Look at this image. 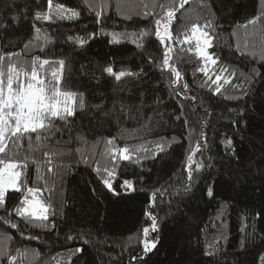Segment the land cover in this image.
Here are the masks:
<instances>
[{
	"label": "trees",
	"instance_id": "obj_1",
	"mask_svg": "<svg viewBox=\"0 0 264 264\" xmlns=\"http://www.w3.org/2000/svg\"><path fill=\"white\" fill-rule=\"evenodd\" d=\"M209 2L210 8L205 9L201 0H189L170 25L174 37L170 63L181 71L182 83L189 85L185 99L184 95L173 92L175 88L182 93V83L171 85L172 74L161 67L165 47L154 34L155 19L164 11L159 5H168L171 0H106L107 15L101 25L95 23L94 14L85 8L82 0H53L54 5L63 4L81 13L75 21L53 22L33 18L36 11L47 9V0H0V18L18 17L7 31H0V51L23 53L24 45L30 40L42 44L43 41L34 40L32 25L35 23L55 42L45 52L29 48L23 58L30 59L31 55L65 58L63 87L84 92L88 104L67 122L56 121L63 135L57 133L49 143L65 151L71 149V154L53 157V172L47 171L44 149L31 154L40 162L47 184L36 180V165L31 163L26 173L28 184L51 189L43 192V196L50 199L56 211V215L50 217L55 221V229L26 228L14 213L9 219L19 225L18 229H11L0 221V232L10 237L7 247L11 255H15L17 249L38 252L39 255H34L29 251L23 264H57V261L67 264L68 248L75 247H83L84 251L72 257V264H137L131 257L139 256L142 246L135 240L129 242L128 237L151 223L144 213L154 192L156 207L149 210L158 215L161 241L143 264H260V257L264 255V80L249 85L240 73H247L255 64L264 74V64L256 63L259 39L250 38L249 47L243 49L244 30L240 29L237 35L233 33L249 19L264 14V0ZM178 3L176 0L172 6L177 7ZM143 4L149 5L147 11L153 15H136L145 10ZM153 4L155 8L151 7ZM125 15L133 18L124 19ZM208 19H214L219 25L215 29L214 47L209 49L219 58L216 67L235 70L237 75L232 83L242 84L239 89L226 85L227 91L214 95L208 86L202 87L206 78L197 71L201 61L194 51H188L193 45L176 42L177 38L182 40L184 34L190 35L192 24H203ZM100 27L107 32L150 29L152 34L143 39L144 47H138L131 38L109 43L110 37L100 34L83 48L67 42L70 35L87 36L98 33ZM108 66L116 73L126 71L135 75L116 81L103 72ZM245 91L249 95H243ZM193 96L196 100L191 99ZM120 102L124 105L123 112ZM100 104L104 105V112L114 110V114L104 117L95 112L93 106ZM181 104L184 115L178 120ZM240 109L247 112L244 120L239 119ZM126 113L134 118H127ZM203 121L208 122L203 128L208 144L202 146V154L196 153L194 160L213 165L207 170L216 181L212 198L202 192L206 187L203 181L196 184L192 194L183 191L187 179L186 156L190 146L194 148L199 139ZM122 129L126 130L122 133L123 139L120 138ZM77 133L82 134L87 143L77 141ZM114 136L118 147L142 144L154 150L157 142L166 147L155 157L141 153L147 158L139 163L135 158L129 161L118 158L112 181L114 192H111L93 170L97 162L102 167L105 165L100 155L103 142L95 148V156L92 151L97 138ZM70 137L71 143L65 144ZM226 138L232 139V150L223 144ZM56 141L60 144L56 145ZM77 148L89 157V163L81 161ZM25 154H30L26 143L21 157ZM124 180H131L135 191L121 187ZM157 189L160 191L156 192ZM22 195L23 191L9 192L6 208L11 210L18 205ZM2 216H6L4 209H0ZM220 233L226 239L218 241L217 252L206 255L209 242ZM68 235L81 239L67 242ZM84 240L89 243L84 244Z\"/></svg>",
	"mask_w": 264,
	"mask_h": 264
},
{
	"label": "snow or ice",
	"instance_id": "obj_2",
	"mask_svg": "<svg viewBox=\"0 0 264 264\" xmlns=\"http://www.w3.org/2000/svg\"><path fill=\"white\" fill-rule=\"evenodd\" d=\"M188 3L189 0H179L178 6L173 7L172 5L176 4V0H171V3L168 5H159L161 9H164L163 15L157 14L158 18L155 19V37L165 47L161 67L172 74L171 85H180L183 82V75L174 63H170L173 51L171 42L174 39L170 25L176 13L184 9ZM201 3L205 9L211 6L209 0H201ZM82 4L90 13L94 14L97 25L103 24L107 15L105 11L108 7L106 0H82ZM47 5L46 10L36 11L33 14L35 21H75L81 15L77 9L68 8L66 5L59 3L54 5L53 0H47ZM151 7L155 8L156 5L153 4ZM148 8V4H143V9L145 10L142 13H136V15H143L145 17L153 15L152 12L147 11ZM8 11L11 12L13 9L10 7ZM132 18L131 15L124 16V19L128 20ZM17 19L18 17L16 16L0 18V31H7L13 21ZM249 25L252 26L251 30H249ZM218 26L214 19H208L203 24L194 23L191 25L190 35L184 34L182 40L177 38L176 41L182 45H193L194 43V48L189 47L188 51H194L201 61V66L197 71L203 73L206 78L204 84L201 86H208L214 95L227 91L226 85H232L234 89L242 87V84L232 83L233 78L237 75L236 71H229L227 67H219L217 69L216 66L219 64V58L209 51V49L214 47V41L217 39L215 29ZM32 27L34 30V40L43 41L42 44L33 43L30 40L24 45L23 53H4L0 51V209H4L6 212V216L0 217V221L8 224L11 229H18L19 225L9 219L14 213L16 217L22 219L26 228L40 227L41 229L51 231L55 229L56 224L54 220H50V217H54L56 211L50 199L46 200L43 196V192L51 191V189L48 187L42 189L41 187L29 186L26 173L30 163L36 165V180H44L45 184H47V180L40 168V162L31 154H34L37 150L44 149L43 155L47 158L45 160L47 171L49 173L53 172V157H63L64 155L71 154V149L65 151L64 148L56 147L49 143L57 133L63 135L62 129L56 127V121L67 122L69 118L77 114V111L85 110L88 104L84 92L63 87L65 58L49 59L43 58L41 55H31L30 59L23 58V55L27 54L29 48H38L40 52H45L47 47L55 42L46 32H42L41 28L37 27L35 23H33ZM240 29L244 30L243 49L249 47L250 38L252 40L259 39V59L256 63L264 64V14L249 19L246 24L240 25L233 34L237 35ZM97 34L109 36V43H121L122 40L131 38L132 42L136 43L138 47H144L143 39L152 33L150 29H140L133 32H107L104 27H100L98 33H89L87 36L70 35L67 38V42H70L73 47L83 48L91 40L95 39ZM253 55L255 56L256 53L254 52ZM103 72L108 76L114 77L116 81H121L126 76L135 75L132 72L126 71L116 73L112 66L104 68ZM213 76H215V79H213ZM240 76L244 77V80L249 85L264 80V74L261 73L260 68L255 64L247 73L241 72ZM182 88V93L177 92L175 88H173V92L176 95H184L185 99H187L189 85L182 83ZM243 95H249V93L245 91ZM232 98L239 99V97ZM191 99L196 100V97L193 96ZM120 104L121 112H123V102H120ZM103 108V104L93 106V110L104 117L114 114V110L113 112H104ZM180 110V115L176 116L178 120L184 115V106L182 104L180 105ZM125 115L129 119L134 118L128 113ZM238 116L240 120H244L247 112L244 109H240ZM117 123H119L118 117ZM184 123L185 125L188 124L187 119L184 120ZM207 123V121L200 123L199 139L196 141L194 148L190 146L189 154L186 156L185 171L187 179L183 185V191L186 194H192V190L196 184L203 181L206 183V187L202 189V192L207 197L212 198L215 196L214 187L216 181L213 179L212 173L207 170L212 168L213 165L194 160L196 153H201L202 146H207L208 144L207 136L203 131ZM124 131L126 130H121V139H123L122 133ZM75 139L87 143L86 138L80 133H77ZM116 140L117 137L115 136L97 138L93 144L92 151V156H95V148L103 142L104 149L100 155L105 161V165L102 167L97 162V166L93 170L101 176L104 187L111 192H114L112 181L115 179L116 169L114 165L118 158L120 161H129L135 158V161L139 163L140 160L147 158V156H143L141 153H148L155 157L163 153L166 147L162 142H157L154 145V150L146 148L142 144H124V146L118 147ZM25 143L27 144V152L30 154H25L21 157V150L24 149ZM70 143L71 137L65 144ZM55 144L59 145L60 141H56ZM223 144L229 150H232L233 141L231 138H226ZM76 152L80 154L82 162L89 163V157L84 154L82 149L77 148ZM109 164L113 166L110 167L108 166ZM200 173H204V175L201 176L199 175ZM121 187L126 191H135L131 180H124ZM22 191L23 195L18 205L8 210L6 208L8 193H19ZM93 191L95 190L93 189ZM159 191V189L156 190V192ZM155 197L156 193L154 192L144 213L145 219L151 223L142 226L141 229H138L137 233L128 237L129 242L135 240L142 246L140 255L131 257V260L137 261V264H143L145 258L157 249L161 241L158 215L149 210L156 207ZM20 234L23 236L24 233L21 232ZM32 238L35 239L36 237ZM8 239L10 237L7 233L0 232V264H3L4 260L7 261V264H23V259L29 251L34 255H39L34 249H24L23 251L17 249L16 254L11 255L7 247ZM74 239H81V237H73L72 235L66 237L67 242H71ZM220 239H226V236L220 233L219 236L213 237V240L208 244V250L205 252L206 255L211 256L218 251L217 243ZM252 240L255 242L254 236ZM83 243L87 244L89 241L84 240ZM83 251V247L68 248L67 264H72V257ZM57 264H60V261H57ZM260 264H264V255L260 257Z\"/></svg>",
	"mask_w": 264,
	"mask_h": 264
},
{
	"label": "rangeland",
	"instance_id": "obj_3",
	"mask_svg": "<svg viewBox=\"0 0 264 264\" xmlns=\"http://www.w3.org/2000/svg\"><path fill=\"white\" fill-rule=\"evenodd\" d=\"M193 47H194V43H193Z\"/></svg>",
	"mask_w": 264,
	"mask_h": 264
}]
</instances>
